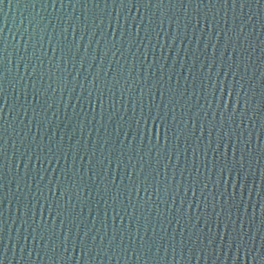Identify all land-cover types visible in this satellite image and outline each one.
<instances>
[{
  "label": "water",
  "instance_id": "1",
  "mask_svg": "<svg viewBox=\"0 0 264 264\" xmlns=\"http://www.w3.org/2000/svg\"><path fill=\"white\" fill-rule=\"evenodd\" d=\"M0 264H264V0H0Z\"/></svg>",
  "mask_w": 264,
  "mask_h": 264
}]
</instances>
